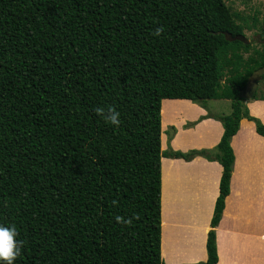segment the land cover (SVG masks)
<instances>
[{
  "label": "trees",
  "instance_id": "16d2710c",
  "mask_svg": "<svg viewBox=\"0 0 264 264\" xmlns=\"http://www.w3.org/2000/svg\"><path fill=\"white\" fill-rule=\"evenodd\" d=\"M260 22L226 0H0V225L23 241L13 264H165L162 157L196 155L223 166L208 259L196 263L217 264L231 140L243 118L264 136L242 91L264 42L226 34L260 28L264 39ZM165 98L206 109L229 99L230 113L201 117L222 122L218 145L163 150ZM97 107L117 110L120 125Z\"/></svg>",
  "mask_w": 264,
  "mask_h": 264
},
{
  "label": "crops",
  "instance_id": "0c3cea01",
  "mask_svg": "<svg viewBox=\"0 0 264 264\" xmlns=\"http://www.w3.org/2000/svg\"><path fill=\"white\" fill-rule=\"evenodd\" d=\"M167 101L172 102L170 108L176 115L169 124L175 127L170 137L163 117L164 102ZM209 101L206 109L190 99H163V150L171 147L188 152L218 145L224 133L222 122L214 117H201L209 112L214 115L230 113L231 101L214 99L221 103L219 111L210 108ZM247 105L251 115L264 123V98H249ZM231 145L235 162L230 193L215 228L217 264H264V136L257 132L253 121L243 118ZM222 173L220 162L200 155L190 160L162 157V257L165 264L207 261L208 234L220 194Z\"/></svg>",
  "mask_w": 264,
  "mask_h": 264
},
{
  "label": "rangeland",
  "instance_id": "374dc122",
  "mask_svg": "<svg viewBox=\"0 0 264 264\" xmlns=\"http://www.w3.org/2000/svg\"><path fill=\"white\" fill-rule=\"evenodd\" d=\"M226 2L231 7L232 11L239 13L242 17H246V18L250 17V22H251V17L254 14L258 15L261 20L260 27L264 26V0H226ZM259 31H260V28L256 30H252V31L245 30V34L251 41L264 42V39L262 38V36L260 34H257V32ZM257 92L260 94L264 93V84L262 80L259 82V87H258ZM171 103L172 102L170 101L164 102V107H163L164 123H165V126L169 127L168 128L169 137L174 131L172 126H169V124L171 123V121L175 120V116H176L174 115L175 111L171 110L170 108ZM176 103H183L182 105H188V106L192 105L190 104V102H176ZM223 103H225V101ZM209 104H210V108H213V110H216V111L221 110L220 108H218L221 105V103L215 102L214 99H212V101H209ZM179 112L182 115L184 114V111L181 108Z\"/></svg>",
  "mask_w": 264,
  "mask_h": 264
},
{
  "label": "clouds",
  "instance_id": "9594fccd",
  "mask_svg": "<svg viewBox=\"0 0 264 264\" xmlns=\"http://www.w3.org/2000/svg\"><path fill=\"white\" fill-rule=\"evenodd\" d=\"M163 28L155 29L154 35L160 36ZM96 114L103 118L110 125L118 127L120 125V113L113 107H97L94 110ZM116 221L121 224H131V218L121 216L116 217ZM18 233L15 226L0 225V261L6 264H13L20 255V249L23 247V241L17 239Z\"/></svg>",
  "mask_w": 264,
  "mask_h": 264
},
{
  "label": "water",
  "instance_id": "95a60500",
  "mask_svg": "<svg viewBox=\"0 0 264 264\" xmlns=\"http://www.w3.org/2000/svg\"><path fill=\"white\" fill-rule=\"evenodd\" d=\"M226 37L230 40H240L246 44L251 43V40L245 34H237L235 36L231 35L230 33L226 34ZM264 74V66L260 67L259 69L255 70L251 76L249 77L246 86L243 88V93H245L248 98L251 99L253 94H255L259 87V82L262 79Z\"/></svg>",
  "mask_w": 264,
  "mask_h": 264
}]
</instances>
